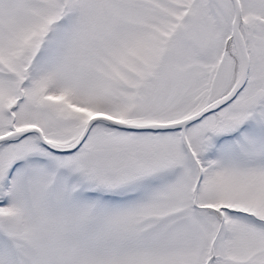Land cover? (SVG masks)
Listing matches in <instances>:
<instances>
[{"label": "snow or ice", "instance_id": "6c2138e0", "mask_svg": "<svg viewBox=\"0 0 264 264\" xmlns=\"http://www.w3.org/2000/svg\"><path fill=\"white\" fill-rule=\"evenodd\" d=\"M0 264H264V0H0Z\"/></svg>", "mask_w": 264, "mask_h": 264}]
</instances>
